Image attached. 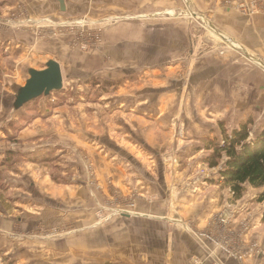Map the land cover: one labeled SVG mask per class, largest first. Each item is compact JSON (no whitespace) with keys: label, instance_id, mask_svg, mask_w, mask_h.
Returning a JSON list of instances; mask_svg holds the SVG:
<instances>
[{"label":"rangeland","instance_id":"obj_1","mask_svg":"<svg viewBox=\"0 0 264 264\" xmlns=\"http://www.w3.org/2000/svg\"><path fill=\"white\" fill-rule=\"evenodd\" d=\"M37 1L40 0H0V199L5 198L11 207L20 199L26 202L33 198L41 182L49 187H89L93 192L90 200L95 223L105 225L115 217L130 214L138 199L144 197V184L160 188L178 172L184 175L186 183L194 178H213L206 163L211 153L205 148L210 136L216 139L215 143H222V134L215 137L216 131H221L220 122L214 112L198 103L200 95L194 89L195 79H189V72H172L169 87L151 92L153 77L158 73L147 76L144 72V65H149L148 59L144 60V42L129 46L122 40L114 45V38L110 37L115 29L125 33L129 30L128 22L139 20L143 25L136 29L144 36V18H136L143 16L144 10L139 13L103 7L106 10L102 11L94 6L97 3L94 0H66L67 11L62 13L58 0H47L50 3L46 5ZM242 2L256 3L258 9L253 14L259 8L262 10L264 4V0L236 2L235 9L248 15L251 12L239 8ZM31 3L33 7L29 6ZM137 4L132 0L127 7L139 9ZM190 18L195 21L191 26L196 29H191V35L199 50L227 47L225 38H217L224 35L223 30L212 26L203 15L195 13ZM158 38L166 44L155 41L158 45L153 46L154 55L163 59L172 53L168 49L175 46L162 35ZM229 43L230 47H237L230 40ZM126 54L131 59L119 63ZM54 59H60L65 66L63 90L16 110L17 92L29 80V69H45L47 61ZM179 63L173 61L168 68L173 70ZM169 73L160 72L159 76ZM162 90L164 94L158 92ZM162 99L175 100V106L157 109L156 114L147 111V116L142 112L145 100ZM160 113H166L174 122L167 128L163 118L156 126L165 141L162 151L154 152L144 142V132L151 130L150 126L144 127L137 120L146 117L155 123ZM203 123L212 125L207 136L198 131L203 129ZM172 131L175 134L168 142L165 136ZM29 166L42 168L44 172H38L37 178L32 179L35 174ZM112 168L122 170L121 179L131 187L129 195L116 184V174H109ZM246 196L253 194L249 192ZM263 207L261 204L258 211L261 214ZM73 230V224L51 228L42 224L38 232L60 237ZM5 254L0 253V264L11 262V257L3 259Z\"/></svg>","mask_w":264,"mask_h":264},{"label":"crops","instance_id":"obj_2","mask_svg":"<svg viewBox=\"0 0 264 264\" xmlns=\"http://www.w3.org/2000/svg\"><path fill=\"white\" fill-rule=\"evenodd\" d=\"M130 1L92 2H97L94 6L102 11L106 10L104 8L139 13L144 10L143 16L136 17L144 18V36L136 29L140 25L142 28V20H139L128 22L129 30L125 33L115 29L110 37L114 38V45H119L122 40L129 46L144 42V60L149 61V65H144V72L147 76L158 73L153 77L151 92L169 87L167 82H170L172 72H189V79L196 81L192 86L200 95L198 103L219 117L220 128L222 124L227 130H234L251 123L249 128L253 135L264 129V4L262 10L259 8L256 14L248 15L235 9V3L240 0H133V4L138 2L139 9L127 7ZM37 2L41 5L50 3L47 0ZM126 2L129 3L126 5ZM118 5L125 8L120 9ZM29 6L33 7L32 3ZM195 13L223 30L224 35L217 38L227 40L226 48H197L196 39L191 35V29H196L191 26L195 21L190 18ZM155 28L157 37H154ZM159 35L171 40L175 46L168 49L167 52L172 53L163 59L154 55L153 46L158 45L154 42L159 40ZM229 40L237 47H230ZM159 42L166 44L162 39ZM145 52H148L147 57ZM129 59L131 55L126 54L119 63ZM53 61L65 72L60 59ZM173 61L180 63L171 70L168 66ZM160 72L171 73L159 76ZM158 92L164 94L163 90ZM142 104V112L147 116V111L156 114L157 109L173 108L175 100H145ZM163 118L167 128L173 126L174 121L166 113H160L155 123L146 117L137 120L144 127L150 126L151 130L144 132V142L154 152H160L164 147L165 139L160 138L164 134L156 128ZM202 127L198 131H204L207 136L209 130V135L212 125L203 123ZM219 133L222 134L220 129L215 137L219 138ZM173 134L172 131L165 136L168 142ZM64 138L67 140V136ZM208 140L216 139L210 136ZM29 169L35 174L32 179L37 178L38 172H44L34 166ZM207 170L213 178H194L186 183L184 175L178 172L160 188L144 184V197L138 199L130 214L115 217L105 225L95 223L96 217L91 212V188L49 187L41 182L38 192L35 190L33 198L26 202L20 199L11 207L5 198L0 199V253H6L3 259L11 257L13 264H193L196 259L205 264H264V213L258 212L261 204L254 202L260 191L246 185V195L250 192L253 196H246L244 192L241 199H234L229 187L212 182L217 180L219 169ZM109 174H116V184L129 195L131 187L121 179L124 177L122 170L112 168ZM249 202L252 203L248 205ZM235 210L240 212L232 223L224 225L220 222L228 211ZM42 224L46 228L73 224L75 230L60 237H50L38 232ZM199 234H209L211 239L201 238ZM252 244H258L255 251L251 250Z\"/></svg>","mask_w":264,"mask_h":264},{"label":"trees","instance_id":"obj_3","mask_svg":"<svg viewBox=\"0 0 264 264\" xmlns=\"http://www.w3.org/2000/svg\"><path fill=\"white\" fill-rule=\"evenodd\" d=\"M250 124L232 131L221 124L222 143L207 141L205 150L211 154L206 163L210 169H219L217 180L212 182L229 187L234 199H241L248 185L260 191L254 202L264 204V129L253 135Z\"/></svg>","mask_w":264,"mask_h":264},{"label":"water","instance_id":"obj_4","mask_svg":"<svg viewBox=\"0 0 264 264\" xmlns=\"http://www.w3.org/2000/svg\"><path fill=\"white\" fill-rule=\"evenodd\" d=\"M60 11L66 13V0H58ZM29 80L24 87L17 92L15 109L19 110L26 104L42 96H48L53 92L63 90V75L61 66L56 61H49L46 69L42 71L30 69Z\"/></svg>","mask_w":264,"mask_h":264},{"label":"built area","instance_id":"obj_5","mask_svg":"<svg viewBox=\"0 0 264 264\" xmlns=\"http://www.w3.org/2000/svg\"><path fill=\"white\" fill-rule=\"evenodd\" d=\"M239 8L243 11V12H248L251 14L255 13L258 9L257 5L255 2L252 3H247L245 4L244 2H242L241 4H239ZM79 24V23H78ZM263 212H264V207L262 208ZM238 211H230L229 213L226 214V218L225 219H221L220 222L224 225H228L230 223H232V219L235 217V215L237 214ZM247 228V227H246ZM200 237H206L208 239H211L209 234H202ZM258 244H252V251H255L257 248ZM259 254V253H258ZM193 264H205L204 262H201L199 260H194ZM214 264H218V263H214Z\"/></svg>","mask_w":264,"mask_h":264}]
</instances>
